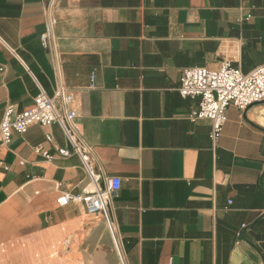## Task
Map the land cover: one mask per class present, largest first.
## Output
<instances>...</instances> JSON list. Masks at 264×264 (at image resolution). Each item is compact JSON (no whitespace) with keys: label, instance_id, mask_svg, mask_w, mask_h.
<instances>
[{"label":"crops","instance_id":"0c3cea01","mask_svg":"<svg viewBox=\"0 0 264 264\" xmlns=\"http://www.w3.org/2000/svg\"><path fill=\"white\" fill-rule=\"evenodd\" d=\"M225 60L264 65V0H0V125L64 86L100 186L122 180L108 212L62 208L93 190L63 129L0 140V264H264V103L230 106L213 145L178 92Z\"/></svg>","mask_w":264,"mask_h":264},{"label":"built area","instance_id":"2783aa9c","mask_svg":"<svg viewBox=\"0 0 264 264\" xmlns=\"http://www.w3.org/2000/svg\"><path fill=\"white\" fill-rule=\"evenodd\" d=\"M55 24L56 21L52 20L41 36V46L45 50L49 49L51 29ZM233 63L232 60H225L218 70L185 69L178 88L183 99H200L198 108L191 111L189 118L191 122L199 120L210 122L209 137L213 145L218 143L223 134L230 106L246 111L254 105L264 103V65L245 74ZM94 79L95 73H92V87ZM72 102L73 95L64 86H58L53 97L42 91L35 99L34 105L20 113H16L14 106H8L0 125V140L8 145L15 134H25L33 126L59 125L70 144L69 149L58 150L59 156L64 158L78 156L92 181L93 190L78 195L63 192L57 199V205L63 208L71 203L81 204L89 214L108 212L111 200L117 198L121 191L122 180L117 177L109 178L104 187L100 186L101 177L95 172V159L74 128L77 114L69 109ZM47 140L51 141V138L47 137ZM34 151L45 159L52 158L49 152H42L40 146L35 147ZM2 165L0 161V167ZM229 204H232V201H229ZM110 225L112 228L111 223ZM121 263L126 264L123 257Z\"/></svg>","mask_w":264,"mask_h":264}]
</instances>
